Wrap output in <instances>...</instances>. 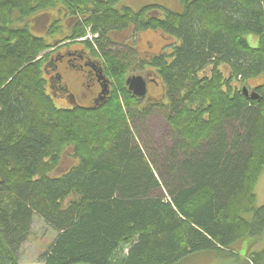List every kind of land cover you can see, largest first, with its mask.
Masks as SVG:
<instances>
[{
	"label": "trees",
	"instance_id": "trees-1",
	"mask_svg": "<svg viewBox=\"0 0 264 264\" xmlns=\"http://www.w3.org/2000/svg\"><path fill=\"white\" fill-rule=\"evenodd\" d=\"M119 2L0 0V264H18L36 217L56 233L43 264L240 258L264 233V80L250 85L264 77V0H180L182 12ZM147 30L170 42L146 57L135 44L117 51L116 35L135 43ZM76 45L101 64L110 94L57 108L50 64ZM134 69L157 77L162 100L129 91ZM156 111L169 132L152 149L142 137ZM245 259L264 264V250Z\"/></svg>",
	"mask_w": 264,
	"mask_h": 264
},
{
	"label": "rangeland",
	"instance_id": "rangeland-1",
	"mask_svg": "<svg viewBox=\"0 0 264 264\" xmlns=\"http://www.w3.org/2000/svg\"><path fill=\"white\" fill-rule=\"evenodd\" d=\"M161 6L173 12H182L183 7L180 0H120L118 5L116 6L117 9H121L124 7L131 8L134 11H139L140 9L148 6ZM57 13L51 14H43L45 16H41L36 18V27L35 32L41 34L44 33V27L50 23L51 16ZM45 25V26H44ZM116 41L119 45L116 47L118 52L125 51L124 44L127 43L128 45H134L136 51L141 57H146L148 55H153L161 51L162 47H164V42L169 43V40H163L162 35L159 32L147 30L144 32H140L136 36V42L133 43L132 33L126 32L123 35H116ZM247 41L252 48H256L258 46L259 40L254 35H249L247 37ZM75 49H80L81 45H76ZM61 69L59 72L62 76V84L66 86L70 93L74 94L77 99V103L83 107H88L89 105V94L91 89L86 91L84 87V73L82 69H73L68 68L66 69L63 65V61H59ZM134 69L130 72L129 77L132 76H149L152 79H157L154 74L150 72L141 73ZM158 80V79H157ZM264 80V77L258 79L256 81H251L250 85L254 86ZM148 86V93L149 99L155 100H162V87L155 86L152 82L147 83ZM54 103L57 108H69L71 105V101L65 93H61L58 96H54ZM169 126L164 119L162 111H156L154 115H152L148 122L146 123L145 137L144 138V145L150 146V148H160L164 141L166 140V136L168 134ZM138 136V135H137ZM147 138H150V141L147 142ZM67 158V157H65ZM70 162L65 159L62 164L61 169H68ZM256 194L258 198V202L256 208L264 207V173L259 179L256 185ZM247 218H251V215L247 216ZM56 236L55 231L49 227L41 218L36 217L34 219L33 227H32V235L30 236L29 240L24 244L22 247L20 254H19V262L18 264H43L40 257L43 252L48 248L49 244L54 240ZM247 241L243 242L240 247H238L237 253L240 255V258H231L225 259L220 258L212 254H200L191 256L189 259L183 262V264H248L246 262V256L249 252H261L264 250V233L263 235L256 241L254 246L252 245L251 248H247Z\"/></svg>",
	"mask_w": 264,
	"mask_h": 264
},
{
	"label": "flooded vegetation",
	"instance_id": "flooded-vegetation-1",
	"mask_svg": "<svg viewBox=\"0 0 264 264\" xmlns=\"http://www.w3.org/2000/svg\"><path fill=\"white\" fill-rule=\"evenodd\" d=\"M59 61L64 62L63 66L66 69L74 68L77 66L86 71L87 75L90 77L91 83L88 86L84 83V87L86 88V91L93 87V90H91V93L89 94V105L97 104L102 98L101 93L103 90L104 79L106 77L103 75L102 67L97 69V66H101V64L90 55L89 50H87L84 46H81L80 49L74 48L65 50L62 53L58 54L50 64L52 70L50 69L51 71L49 74L52 76L51 82L53 84V90L58 93H65L70 99L71 103H75V100L77 103L76 96L75 100H73L72 93H70L68 88L62 84V76L59 72V69H61V67L60 65H58ZM144 79L147 83L152 82L157 87H159L160 85L157 79H152L149 76L144 77ZM146 98H149V93L147 94Z\"/></svg>",
	"mask_w": 264,
	"mask_h": 264
},
{
	"label": "water",
	"instance_id": "water-1",
	"mask_svg": "<svg viewBox=\"0 0 264 264\" xmlns=\"http://www.w3.org/2000/svg\"><path fill=\"white\" fill-rule=\"evenodd\" d=\"M109 81L105 78L104 79V85L102 90V98L100 99V102L104 101L106 96L109 95ZM126 85L130 92L133 93V95L137 98H145L147 95V83L145 79L142 76H132L127 79ZM245 94L248 95V91L245 90ZM253 98L255 99L256 96L253 95ZM72 99L75 100V97L72 96Z\"/></svg>",
	"mask_w": 264,
	"mask_h": 264
},
{
	"label": "bare ground",
	"instance_id": "bare-ground-1",
	"mask_svg": "<svg viewBox=\"0 0 264 264\" xmlns=\"http://www.w3.org/2000/svg\"><path fill=\"white\" fill-rule=\"evenodd\" d=\"M121 10V9H120ZM69 12V11H68ZM62 16V15H61ZM71 17V16H70ZM81 17V16H80ZM76 18V17H75ZM73 19V18H72ZM59 20V19H58ZM75 20V19H74ZM58 22H60V21H58ZM59 24V23H58ZM47 27V26H46ZM65 28V27H64ZM69 30V29H68ZM144 32V31H143ZM42 52V51H41ZM46 55V54H45ZM42 61H43V59H42ZM45 61V60H44ZM245 90H247V89H245ZM249 93V92H248ZM259 210V209H258ZM253 216V215H252Z\"/></svg>",
	"mask_w": 264,
	"mask_h": 264
}]
</instances>
